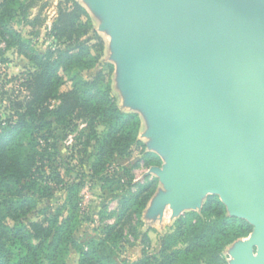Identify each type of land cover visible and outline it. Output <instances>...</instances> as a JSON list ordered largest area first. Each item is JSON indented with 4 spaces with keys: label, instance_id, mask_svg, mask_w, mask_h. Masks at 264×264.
Listing matches in <instances>:
<instances>
[{
    "label": "trees",
    "instance_id": "obj_1",
    "mask_svg": "<svg viewBox=\"0 0 264 264\" xmlns=\"http://www.w3.org/2000/svg\"><path fill=\"white\" fill-rule=\"evenodd\" d=\"M32 4L33 0H0V39L32 64L20 83L26 95L11 99L10 117L0 119V264H65L71 252L79 254L78 264H219L224 249L247 237L253 225L232 215L217 194H208L199 210L180 215L172 229L160 235L155 253L144 252L136 260L120 263L115 256L122 228L133 215L140 217L157 188V178L145 177L142 183H135L131 175L125 182L121 177L112 179L116 186L111 190L123 191L119 215L85 246L76 237L79 183L67 185L65 201L53 213L38 207L36 195L42 197L49 189L40 183L46 166L58 156L55 138L60 126L73 119L86 121L97 144L91 163L95 178L115 157L124 158L133 145L144 144L138 139L139 115L120 110L109 82H103L99 73L92 80L81 75L98 66L103 51L100 37L94 42L83 39L91 29L84 7L75 0L59 3L51 28L56 47L40 53L22 38L15 22L17 11L25 13ZM54 101L58 104L51 107ZM96 123L106 128L102 137L95 135ZM141 160L146 166L161 164L150 151H143ZM32 213L37 217L27 221Z\"/></svg>",
    "mask_w": 264,
    "mask_h": 264
},
{
    "label": "water",
    "instance_id": "obj_2",
    "mask_svg": "<svg viewBox=\"0 0 264 264\" xmlns=\"http://www.w3.org/2000/svg\"><path fill=\"white\" fill-rule=\"evenodd\" d=\"M114 13L127 81L172 129L174 206L210 185L253 225L238 264H264V0H94ZM193 133L189 131L193 130Z\"/></svg>",
    "mask_w": 264,
    "mask_h": 264
},
{
    "label": "rangeland",
    "instance_id": "obj_3",
    "mask_svg": "<svg viewBox=\"0 0 264 264\" xmlns=\"http://www.w3.org/2000/svg\"><path fill=\"white\" fill-rule=\"evenodd\" d=\"M64 0H33L28 11L23 13L18 10L15 16L16 26L20 29L22 38L29 40L33 47L40 53L47 49H54L55 40L51 35V28L58 16L59 3ZM88 13L91 19V29L87 36L92 42L94 37H100L103 42V51L97 67L84 71L81 75L92 80L96 74H100L103 82H109L111 94L115 98L117 106L123 112H134L139 115L140 128L138 139L144 144L133 145L128 156L115 157L108 169L104 170L96 178L91 173V163L97 151L94 135L86 121L73 119L67 126H60L57 130L55 143L57 155L46 166L41 185L49 187L42 197L36 195L38 207L46 208L53 213L56 208L63 205L69 183H79L77 199L79 201L80 224L76 237L81 245L85 246L91 239L99 238L106 225L115 223L119 215V200L123 195L121 189H114L116 183L112 179L121 177L127 181L133 177L135 183H142L145 177L157 178L158 185L154 194L149 199L139 218L134 215L124 224L122 238L118 243V252L115 259L118 263L133 261L145 253H155L159 247L160 235L172 229L175 220L189 210H199L205 197L214 192L210 185L203 186L199 190V200L194 204H181L174 206L166 201V198L175 195L176 186L168 185L161 173L168 164L171 151L176 147L173 139V131L166 132L157 128L156 109L150 103L139 101L136 98V89L127 81V62L125 54L134 53V47L117 45V28L113 23L114 13L106 11L94 0H75ZM35 19V20H34ZM91 42V43H92ZM32 70L30 61L17 52L15 47L6 46L0 39V119L5 120L11 115L10 100L18 96L23 99L26 95L25 88L20 86L24 82L28 71ZM58 102H52L55 107ZM106 128L96 123L95 135L102 137ZM194 129L189 131L193 133ZM143 151L156 153L161 159L160 165H144ZM124 169L128 170V174ZM136 190V186L132 187ZM66 215V210L62 211ZM37 217L32 213L27 221ZM135 227L136 231L131 232ZM146 234L147 239L143 238ZM250 233L247 237L239 239L228 245L219 264H238V252L242 246H247L250 241ZM79 254L71 252L65 264H78Z\"/></svg>",
    "mask_w": 264,
    "mask_h": 264
}]
</instances>
